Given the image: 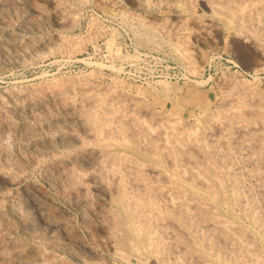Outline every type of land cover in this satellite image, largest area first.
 Segmentation results:
<instances>
[{
  "label": "rangeland",
  "instance_id": "1",
  "mask_svg": "<svg viewBox=\"0 0 264 264\" xmlns=\"http://www.w3.org/2000/svg\"><path fill=\"white\" fill-rule=\"evenodd\" d=\"M59 1L61 2L59 3ZM185 1L187 3H185ZM0 2H2L0 3V18H1L0 19V27H1L0 28V95H1L0 100H3L6 104L9 103L10 105L11 102H8V101L9 100L13 101L14 94H17L18 96L19 95L22 96L24 91L27 93H30L31 87H32V91H34L33 90L34 87L37 90H40L43 88L41 92L43 91V93L48 94L49 91L53 89L51 88V86L54 85L53 83L57 81L60 83V81H62L61 87H63L65 91L67 89L68 91L67 93L71 94L72 96L74 95V97L76 98L78 97L77 95H80V94L90 95V94H98L100 92L106 93L108 97H111V96L113 97V94L123 95L128 103L133 98H136V99L138 98L139 100H141L140 101L141 104L142 102H144L145 104L143 103V105L145 106L149 105L147 107H149L151 110L153 109L152 114L149 113L150 115H152L153 118L150 117L152 120L148 118V116H146V114L148 115V112L145 110H139V112H142V111H145V112H142L141 114L138 112L140 114V115L138 114V116H142L143 114L142 117L144 118V116H146L147 118V119L144 118L143 121L147 123L148 125L154 124L153 126L156 128H158V125H156L155 123H159L162 121L164 125L166 124V130H169L170 129L169 127H173V126L174 127L177 126L178 128H180V130L179 129L177 130L183 133L189 132V131L194 132L193 130H195V132H199L201 130V132L204 131L206 133L209 139L211 135L210 134L211 130H212V133L216 131L215 136L219 140L217 143H215L214 149H216L215 153L218 155V157H220L219 159H221V163L222 164L224 163L223 164L224 166L221 165L222 168H220L219 166L216 168V170L219 169V172H220V174L217 173L219 175L218 178L219 177L223 178V179L219 178V182L221 181L219 184L221 185L220 188L223 189V190L221 189L222 190L221 193L224 194V198H226V200L224 198L223 199L221 198L222 200L216 199L214 201V205L218 203L216 204V206L218 209H220L219 210L220 213L224 212L223 214H221L223 218L228 219L229 221H232V223L234 222V224L236 223L235 225L240 224V226L238 227H241L242 229L245 228V230L243 229L245 231V234L247 235L249 233L247 237L252 239V242H254V245L257 248L258 252L259 253L264 252V250H262L264 249V247H261V246H264V229H262L264 228V217H262L264 216L262 215L264 213L260 214V216L262 217V219H260L261 226L254 225L251 220V216L254 212V207H256L258 204H264L261 202V200H259V197L257 195L258 191L256 190L258 189L257 186L259 185V183L258 182L256 183V179L254 178L256 176H253L255 171H251V170L253 168H254L253 170H256L257 168L256 171H259V170L264 171V164H261L260 161L255 160L256 158L254 156H251L252 153L242 142L244 141V138L241 135L243 134L242 133V130L244 128L243 124L247 122V120L252 121V119H254L253 117H254L255 109L258 108L257 105L259 104V107H260L262 105L261 102H264V98H262V96H264V56H262L264 55L262 54V51H264V42H262L264 41L262 40L264 38L262 37H264V35H262V33L264 32H262L261 28L260 29L257 28L258 30H261V31H258L257 29L255 31V34L258 35V40H259L258 42H260L258 45H256L260 48V49L258 48L259 49L258 50L257 47L255 49V44L253 43L254 38L253 39L251 38L253 37L252 33L250 34L246 33L248 37L247 38L245 36V32L238 30L234 26L232 27L230 25H227L226 21L224 20L225 18L223 17V15L213 14V12L211 11V8L208 7L205 0H165V1L164 0H58V3L60 4V6L58 4H57L58 6L55 5L51 0H0ZM15 2H17V5ZM5 12L8 14H6ZM196 21L198 22L196 23ZM34 22H36L38 26L36 24L33 25ZM213 24H215L214 26H217V27H214ZM209 26H212V27L209 28ZM9 30L11 31V33ZM240 32H243V33H240ZM256 32H259V33L257 34ZM36 38H39V39L37 40ZM249 38H251L252 40ZM30 39L33 41V43L32 41H30ZM187 41L188 43H186ZM177 43L178 44L182 43V44L181 45L179 44L178 46H176ZM252 43L254 44V46ZM250 44H252L253 48L251 47ZM181 46L183 47L181 48ZM25 50H27L28 52ZM4 55H6V57ZM230 80L231 82H229ZM48 83H50L51 85L50 84L48 85ZM63 83L66 85L65 87ZM231 83L232 84L234 83L236 87L238 86V84L241 83L239 85L240 87L238 86L237 88V90L238 89L240 90L237 91L236 87L234 86L235 87L234 88ZM45 84H46V87H45ZM83 85H85L86 87L85 86L83 87ZM24 88L26 89L23 90ZM230 88H231V91H230ZM250 88L254 89V93L252 91L253 89L251 90ZM74 89L75 90L77 89L78 91L77 90L75 91ZM225 89L227 92L225 91ZM246 89H247V92H246ZM3 92H6V93H3ZM74 92L78 94L75 95ZM27 93H24V95ZM250 93L254 95H251ZM225 94L227 96H225ZM243 94L245 96H243ZM231 95L234 96L236 100L237 99L239 100V98L241 100L244 97H248L251 101L248 98H246L244 103L242 102V104H244L245 106L246 104H248L247 106L248 109L252 108L251 106H255V105H252V102H254L253 104H256L257 107H253L255 109L253 108L250 109L252 110L251 112L253 114L250 111H248V109L243 105V107H245V109L247 110H244L243 107H242L243 109L241 108V110H243V115L245 116V117L243 116L244 118L242 120L239 119L236 121V119H233L235 122L233 120L231 121L232 116L230 113H228V117L230 118L229 120L226 118V114H223L225 115L224 116L225 118H224L223 115H221L223 113L222 111L227 110V108H229L230 110L231 109L230 107L234 104L233 102H228V101L235 100ZM257 95H259L258 97L261 96L262 101H260L261 100L260 98H257ZM3 96L6 97L7 100H5L6 98H4ZM8 96H10V98ZM117 96H115V98ZM247 99L250 102L246 101ZM222 100L224 102L226 100L227 101L223 103ZM236 100H235V103H236ZM51 101L54 103H52ZM51 101H49L51 103H48L46 109H44L43 111L49 108L48 111L54 110L53 113L58 112L57 111L58 107H60L58 104V101L57 103H55L54 100H51ZM226 103L228 106L227 108L224 106L226 105ZM25 104H27L26 101L25 103L24 102L21 103L20 107L22 108V110H19L17 112L10 111L9 113H7L8 115H6L8 116L7 120L9 119L8 121L10 123L12 122L11 124L14 123V127L17 126L16 129L19 128V125L21 124V122H24L27 119L25 122L29 123L30 119H32L31 114L30 112H28L29 110L26 109L27 107ZM235 105L236 104H234L233 106ZM220 107L223 109L224 108L226 109L223 110ZM0 109H2L1 104H0ZM260 109L264 111V106L260 107ZM43 111L37 110L36 113H38L37 115L39 114L41 115ZM246 111L248 112L247 114H246ZM153 112H154V115H153ZM217 112L218 113L221 112L219 113V115L220 117L224 118V119L221 118L224 121L220 119L219 121L221 122L218 124L220 128L218 127V129H215L216 127L215 125L214 129H212L213 127L211 126L214 125V121L215 120L217 121V119H219V115L217 114ZM210 115L212 119L210 118ZM247 115H251V117ZM155 116H157V118L160 119L159 122H156L157 118ZM159 116H162V118L163 117L164 118L167 117V118L162 119ZM249 117L250 119L251 118L252 119L249 120ZM154 118L156 119L155 122H154ZM207 119H209V121ZM146 120H149V121L146 122ZM31 121L34 123V120H31ZM211 121L213 125L209 123ZM207 122L209 123V125ZM224 122L225 123L230 122L228 123V125L226 124L227 127H229L228 128L229 130L225 126ZM229 124H231L232 126L234 125L233 128L235 129L238 128V129L234 130L232 126ZM193 126L195 128H193L192 130ZM200 126L202 127L201 129H200ZM203 126H205L206 128H204ZM224 126L226 127L228 131L232 132V137L230 134L231 132L224 130L225 129ZM42 129L38 130V135L40 134L41 137L43 136V134L46 133V129L45 128H42ZM181 129L182 130L185 129V131H182ZM213 130L215 131L213 132ZM218 130L219 131L221 130V131L219 132ZM260 131L264 132V128H262ZM0 132H1L0 134L2 135V136L0 135V142H1L0 149H3L2 147L5 146L4 149L0 151L1 152L0 153V168L4 166L5 162H10V163H12L13 161L17 162L18 159L20 158V154L25 153V155H28V156L29 154H31L28 151V149L21 146L24 143V141L26 142V140H28L29 138L26 134H23L24 136L21 135L22 137L18 138L8 132H2V131ZM218 132L222 136L218 137L219 136ZM235 135H236V139H234ZM239 138L242 140H240ZM222 139L223 140L226 139L225 142H227L228 140L227 144H229V148L230 149L232 148L231 150H234V151L229 152L230 149L228 148V145L224 146L225 143L221 142ZM238 141H241L242 143ZM218 143H220V146L221 145L223 146V147L219 146L220 150L217 149L219 145ZM6 145L8 146V148ZM234 146H235V149H233ZM5 150L9 157L6 155ZM217 150H219V152H217ZM222 152L224 156H222L221 154ZM230 153L232 154V160L231 159H230L231 161L228 160L230 157H228L227 160L224 159L226 158V155H229ZM221 156L224 157L223 160ZM1 158L3 159L1 160ZM4 158H6L7 160L5 159L4 161ZM33 166H31V169L28 168V173L26 170L25 171L26 174L22 173L20 177H17L18 173H16V171L13 170V172L11 173V177L13 178V180L16 179L17 177L16 181H18V183L15 180L12 181L13 183L11 181L10 182L6 181L4 180L5 177H3L5 175H2L3 173L0 174V176L4 178V179L2 178L0 179L1 180L0 181V200L4 203V204L0 203V205L8 206V204L10 205L14 203L13 201L19 202L20 200V202L23 204H20V203L18 204L21 206H24V207L19 206L20 208H22L20 210L21 212L25 211V213L23 212L22 214L26 218H30V219L32 218L35 221V219H37L36 217H37L38 211L35 208V206L32 204V202L22 192L23 188L30 187L31 190L35 189L34 190L35 192L32 190L34 195L36 196L43 195L42 197L44 201L45 200L49 201V202L46 201V204H48L50 208L54 207L52 209H55V210L58 209L57 210L59 213L58 216L61 218V220L63 219L62 221H65L66 225L68 226L70 230L69 231L70 234L73 235L72 237L74 238L72 239V241H70L62 233H59L58 231L55 232V236L54 234H52L53 236L50 235L51 232H49L47 226L45 224H42V222L39 220L36 221L34 225L35 226L34 229L25 228V227H22L21 225L18 226L16 220H14L15 218L8 214L9 216L7 215L6 219H4L3 222L2 221L0 222V227L3 228V229L0 228V231H1L0 234L2 233L0 235V240H3L4 237L6 239L11 234V236L9 237L10 242L16 244V241H17L18 242L17 244H20V245L23 243L22 246L24 247V249H27L24 251V253L27 256H29L30 259L34 260V261L30 260L23 253L24 259L26 256V259L23 260V262L24 261L26 262V263L24 262L25 264H28L27 263L28 260H29V264H32V263L33 264H39V263L40 264H45V263L46 264L48 263L49 264H55V263L56 264H64V263L65 264L67 263L68 264L69 263L70 264H98V263L99 264H115V263L116 264H184L181 262L177 263V262L171 261V259L163 260V258L161 259L157 257L156 255L152 254L151 252H149L148 250H144V249H141L139 254L133 253L127 247L115 244L118 250H122L123 253L128 254L125 256L126 257L125 260H124L125 257L122 258L119 254L117 256L114 251L115 247H113L111 243H108L109 241L106 240V236L104 232L102 231V229L99 226H97L96 223H94L96 221L94 219L93 220L91 219L94 224L90 225L91 223H89V221L87 222V219H84L85 218L84 216H86V214L89 213L87 210H85L86 208L81 206L77 202H74V200L70 199V197L67 199L68 196L64 195V193L60 190L61 188L58 184L56 186V183L51 184L50 181L47 182L48 178L45 177L44 163L41 162V164L38 163L37 165L35 164V167ZM227 166H230V167H228L229 170L227 169L226 171L224 167H227ZM162 169L164 171L163 173L169 174V175L171 173L170 176L174 177V174L168 165H165ZM221 169L222 170L225 169L224 173ZM38 172L40 173L41 176L39 175ZM41 173H43L44 175ZM233 173H235L237 176H235V174ZM229 177L234 179L233 182H231V183H234L233 187L235 185L236 177H237V180L238 178L240 179V182L239 180L237 181L239 184H237L238 186L236 185V187L237 188L241 187L240 190L242 191L243 194L241 196V192H239L240 191L239 190L238 192H239L240 197H243V195H246L244 196L245 199L241 198L242 201L241 200L239 201L240 202L239 204L240 206L238 205L239 207L237 205L234 206L235 199L234 197L232 198L233 188L228 187L230 183L229 181H232L230 180L231 178ZM224 179L226 181H224ZM241 179H243V182H241L242 181ZM183 184L187 190L189 189L188 191L190 192L200 193V194L202 193L201 195L205 194V191L203 189L201 190V188L203 187L201 185L199 186V183H195L194 185V184H188V183L183 182ZM14 185L16 188L14 187ZM35 187H38V188L40 187V189L35 188ZM16 190L18 192H22V195H20L21 193L20 194L18 193L17 195ZM253 191L255 193H253ZM37 192L38 193L40 192L39 193L40 195L37 194ZM44 192L46 195L43 194ZM96 196L93 195L91 197L90 208L95 209V211L96 210L100 211L102 208V202L100 203L99 201H101L102 198H100V196L99 197L97 196V199H96ZM249 196L250 197L252 196V197L250 198ZM17 197L19 198V200ZM45 197H48L50 200L48 198L45 199ZM3 198L5 200H3ZM99 198L101 200H99ZM253 198H256V199H253ZM21 199H26V200H21ZM231 200L233 201L231 202ZM245 200L247 201L250 200V201L245 203ZM251 200H254V201L251 202ZM255 200H258L257 205H256ZM5 201H7V203H5ZM219 201L220 202L222 201L220 205H219ZM98 204H101V205H98ZM241 204H244V206L246 205L244 211H246L247 213L242 212L243 211L242 208H244V206H241ZM251 204L254 207H252ZM223 205H226V206H223ZM231 207H234V209L232 208L233 211ZM235 207L236 208L238 207L237 208L238 213ZM252 208H253V211H252ZM85 212L87 213L84 214ZM80 214H82V216ZM7 221L8 223L10 221H11L10 223H13V222L15 223L8 224ZM6 224L8 226L12 225L11 227L10 226L9 227L13 229L8 230L9 227L8 226L6 227ZM88 225H90L91 227H89ZM87 228L89 229V231ZM23 230L25 233H23ZM34 231L35 232L38 231V232L34 233ZM4 232L6 235L4 234ZM13 235H14V238L12 237ZM250 235L251 236L253 235V237L251 238ZM52 238H56L59 241V243L55 244L54 241H52L54 240ZM73 242L75 244H73ZM195 242H193V247H192L194 250V253H193L194 257H189L188 262L186 263L195 264L193 263L196 261L195 256H203L205 259H207L206 261L209 262L210 264L212 263L220 264L217 262L215 255H213L214 253L211 251L209 252V250L201 243L199 239L196 243ZM34 245H37L36 247L40 246L39 249L41 248L46 249L45 251L44 250L42 251L41 249V252L43 253V258H42L43 260L40 259L39 261L38 259L39 257H36L32 253L33 252L32 250L35 247ZM194 245H198V246H194ZM29 248L32 249L31 253H28V251L30 250ZM178 249L179 248H176L174 252H176ZM198 250L199 252L200 251L201 252L199 253ZM46 252L49 254V256L47 255ZM86 254H87V257H86ZM262 255H264V253L260 254L261 261L264 262V260H262L264 256ZM76 256H79V257H76ZM81 257L82 259H80ZM192 258L194 259V261ZM160 259H161V262L159 261ZM23 262L21 264H23ZM204 263L205 262L201 264H204ZM196 264H200V263L196 262Z\"/></svg>",
  "mask_w": 264,
  "mask_h": 264
},
{
  "label": "bare ground",
  "instance_id": "2",
  "mask_svg": "<svg viewBox=\"0 0 264 264\" xmlns=\"http://www.w3.org/2000/svg\"><path fill=\"white\" fill-rule=\"evenodd\" d=\"M51 1L55 5L58 4L60 6L59 3L61 1H59V3H58V0H51ZM205 1H206V4L208 5V7L211 8V11L213 12V14L223 15V17L225 18L224 20L226 21L227 25H230L232 27L234 26L238 30L245 32L246 37H247L246 33H249V34L252 33L253 37H251V36L250 37L252 39L254 38L253 39L254 42L253 41L252 42L255 44V49H256V47H257V49L259 48L258 46H256L260 42H258L259 41L258 35L255 34V31L257 28H259V29L261 28L262 32H264V0H205ZM0 3H2V2H0ZM15 3L17 5V2H15ZM185 3H187V2L185 1ZM52 8H54V7H52ZM191 8H192V6H191ZM188 10H189V8H188ZM1 11H3V10H1ZM15 11H16V9H15ZM37 12H39V11H37ZM6 14H8V13H6ZM14 16H16V15H14ZM26 16H27V14H26ZM35 17H37V16H35ZM66 21H68V20H66ZM197 22L198 21H196V23ZM6 23H8V22H6ZM34 24H36L38 26V24L36 22H34L33 25ZM184 24H185V22H184ZM214 25L215 24H213V26ZM210 27H212V26H209V28ZM214 27H217V26H214ZM261 30H258V31H261ZM28 32H26V33H28ZM243 32H240V33H243ZM10 33H11V31H10ZM30 33H32V32H30ZM256 33L258 34L259 32H256ZM261 33H260V35H261ZM262 35H264V33H262ZM147 36H148V34H147ZM212 36H213V34H212ZM259 37H261V36H259ZM251 38H249V39H251ZM262 38H264V37H262ZM27 39H28V37H27ZM36 39L38 40L39 38H36ZM262 40H264V39H262ZM30 41H32V40L30 39ZM182 41H183V39H182ZM262 42H264V41H262ZM32 43H33V41H32ZM186 43H188V41ZM179 44L177 43L176 46H178ZM252 44H250V45L253 48L254 44H253V46H252ZM182 47L183 46H181V48ZM31 50H33V49H31ZM261 50H262V48H261ZM20 51H21V49H20ZM25 51H27V50H25ZM262 54H264V51H262ZM4 56L6 57V55H4ZM262 56H264V55H262ZM79 79H81V78H79ZM255 81H256V79H255ZM61 82L62 81H60V83H59L57 81V82L53 83L54 85L51 86V88H53V89L51 91H49L48 94L43 93V91L41 92V90H43V88L42 89L39 88L40 90H37L34 87V89H33L34 91H32V87H31V89H30L31 92L27 93L24 91V93H27V94L24 95V93H23L22 96H20V95L18 96L17 94L13 95V93H12L13 101L12 100L8 101V102L12 103V104L10 103V105H9V103L6 104L3 100H0L1 101L0 104L2 107V109H0L1 110L0 111V131L8 132V133H10V134H12L18 138L22 137L21 135L26 134L29 138H28V140H26V142L24 141V143L21 146L28 149V151L31 153V154H29V156L25 155V153L20 154V158L18 159L17 162L16 161L15 162L13 161L14 163L13 162L12 163L5 162L4 166L3 167L1 166L2 168H0V174L3 173L2 175H5V176H3V177H5V179L1 176H0V179L2 178L8 182H10V181L12 182L14 180L16 181L17 177H20V175L22 173H25L26 170L28 173V168L31 169V166L34 165L33 167H35V164L36 165L38 163L41 164V162L44 163L45 177L48 178L47 182L50 181L51 184L56 183V186L58 184L61 188L60 190L64 193V195L68 196L67 199L70 197V199L74 200V202H77L78 204H80L81 206L86 208L85 210H87L89 213L88 214H86L87 212L84 213V214H86V216H84L85 217L84 219H87V222L89 221V223H91L90 225H93L94 223H96L97 226H99L102 229V231L104 232V234L106 236V240L109 241L108 243H111L113 245V247H115L114 248L115 254L117 256L119 254L122 258L128 254L123 253L122 250H118L116 248L115 244L120 245V246H125L133 253L139 254L141 249H144V250H148L149 252H151L152 254L156 255L157 257H159L161 259L163 258V260L164 259L165 260L171 259V261H174L177 263L181 262L184 264H188V263H186V262H188V258L194 257L193 256L194 250L192 248L193 242H195L196 240L198 241V239H199L201 241V243L209 250V252L211 251L214 253L213 255H215L217 262L220 264H248V262H249V264H262V263H264L261 261V256H260V254H262L264 252H262V251H261L262 253L258 252L257 248L254 245V242H252V239L247 237L249 233L247 232L248 234L247 235L245 234V231H244L245 228H243L244 229L243 230L241 227H238V226H240V224L235 225L236 223L234 224V222L232 223V221H229L228 219L223 218V216L221 214H223L224 212L223 213L219 212L220 209H218L216 206V204H218V203H216L214 205V201L216 199L219 200L221 198L222 199L224 198V194L221 193L223 189L220 188L221 185L219 184L221 182V181L219 182V178H222V177L218 178L219 175L217 173L220 174V172H219V169L216 170V168L219 166H220V168H222L221 165H223L224 163L223 164L221 163V159H219L220 157H218V155L215 153L216 149H214V147H215L214 145L219 140L215 136V132H216L215 130H213V132L215 131L214 133H212L211 129H210L211 132L208 131L211 134L210 139L207 137V135L203 131V129H202L203 132H201V130H200L202 128L201 126L199 129L200 131L197 130L200 133L195 132V130H193V128H195L194 126L192 127V130L194 132H192V131L185 132V133L180 132L179 131L180 128H178L177 126L169 127L170 129L166 130V124L164 125V123L162 121L159 122L160 119L157 118V116H155L157 118V120L154 118V122H155V120H156V122H159V123H155L156 125H158V128L154 127L153 126L154 124H151L154 128H156V129H154L151 125H148L147 123H145L143 121L144 118H146V116H148V118H150V117L153 118L152 115H150V114H152L153 109L151 110L149 107H147L149 105H147V106L143 105L144 102H142V104H141L140 103L141 100H139L138 98L137 99L133 98L128 103L123 95L117 94L118 92L116 94L119 97L117 95L113 94L114 98L110 94L109 95L111 97H108V95L104 92H100L98 94H90V95H88V94L87 95H84V94L81 95L80 94V95H77L78 97L76 98V97H74V95L72 96L71 94H68L67 93L68 91L66 88H65L66 89V91H65L64 88L61 87V85H62ZM229 82H231V80ZM50 83H51V81H50ZM50 83H48V85ZM221 83H223V82H221ZM46 84H45V87H46ZM240 84H238V86ZM65 86L66 85L64 84V87ZM84 86L85 85H83V87ZM232 86L236 87V85H234V83L232 84ZM238 86L236 87V90H237ZM248 86H249V84H248ZM80 87H78V88H80ZM115 88H113V89H115ZM25 89L26 88H24L23 90H25ZM105 89H107V88H105ZM23 90H21V91H23ZM44 90H45V88H44ZM238 90H240V89H238ZM241 90H242V88H241ZM225 91H226V89H225ZM230 91H231V88H230ZM252 91L254 93V89ZM246 92H247V89H246ZM3 93H6V92H3ZM74 93H72V94H74ZM259 93H261V92H259ZM76 94H78V93H75V95ZM114 95L117 97L115 98ZM251 95H254V94H251ZM129 96H128V98H129ZM225 96H227V95L225 94ZM243 96H245V95L243 94ZM258 96L259 95H257V98L261 99V96L260 97H258ZM8 97L10 98V96H8ZM232 97L234 98V96H232ZM4 98H6V97H4ZM246 98H248V97H244L241 100H240V98H239V100L238 99L236 100V98H234L236 100V103H235V100L228 101V102H233L236 105L233 106L234 105L233 104L231 106V104H230L231 109L229 110V108H227L228 106L226 103V105H224V106L227 108V110L222 111L221 109H223V108H221V107H220L221 109L219 108L223 112L221 115L226 114V118L229 120L230 118L228 117V113H230L232 116V117L230 116L231 121L233 119H236V121L239 119L242 120L245 117L243 115V110H241V108L244 105V104H242V102L244 103ZM262 98H264V96H262ZM248 99L246 101L250 100V99L249 100ZM252 99H253V97H252ZM260 99H258V100H260ZM5 100H7V98ZM51 100H54V101L56 100L55 103H57V101H58V104L60 106V107L57 106L58 110L55 108L58 111V112L55 111L56 113H53L54 110L53 111L49 110L50 111L49 112L48 111L49 108H47V110L43 111L44 109H46L47 104L52 102ZM25 101L27 103V104H25L27 107L26 109L29 110L28 112H30L32 119H30L29 123L25 122L27 119L24 122H21V124L19 125V128L16 129L17 126L14 127V123L11 124L12 122L10 123L8 121L9 119L7 120L8 116H6V115H8L7 113H9L10 111L17 112L19 110H22L20 105L22 102L25 103ZM49 101H51V102H49ZM260 101H262V99ZM260 101H259V103H260ZM225 102L223 101V103H225ZM52 103H54V102H52ZM253 103L254 102H252V105H255V106H251V107L253 108V107L258 106V108L257 109L253 108V109H255L254 117H253L254 119L251 118L252 121L247 120V122H245L243 124V126H244V128L242 130L243 134H241V135L243 136L244 141H242V142L249 149V151L252 153V155H251V153H250V155L254 156L256 158L255 160L260 161L261 164H264V132L260 131L262 128H264V111L261 110L262 108L260 109V107L264 106V102H261L262 105L260 107H259V104L256 106V104H253ZM250 105H249V107H250ZM247 106H248V104H246L245 107L247 108ZM245 107H243L244 110H247L248 108L245 109ZM226 108H224V109H226ZM252 108H250V109H252ZM250 109H248V111L251 112L252 110H250ZM37 110H42L43 111L42 114L37 115L38 114V113H36ZM139 110L147 111L148 115L146 114V116H144V118L142 117L143 114H142V116H138L139 113L141 114L142 112H145V111L139 112ZM216 111H218V110H216ZM219 113H221V112H219ZM219 113L217 112L218 115H219ZM247 113L248 112L246 111V114ZM158 114H159V112H158ZM214 114H216V113H214ZM153 115H154V112H153ZM251 115H247V116L251 117ZM224 116L225 115H223V117ZM159 117L162 118V116H159ZM250 117H249V120H251ZM166 118H164V119H166ZM210 118L212 119L211 115H210ZM221 118L222 117H220V115H219V119H217V121H219ZM224 118H222V119H224ZM31 120H34V123ZM207 120L209 121V119H207ZM241 120H240V122H241ZM148 121L149 120H146V122H148ZM217 121L216 120L214 121V125L212 124V121L209 122L213 125V126H211V127H213L212 129H214L215 125H216L215 129H218V127H219L218 124L221 121H219V122H217ZM222 121H224V120H222ZM226 122H227V120H226ZM230 122H228V123H230ZM31 123H33V124H31ZM209 123H208V125H209ZM228 123H225L226 127H227ZM229 125H231V124H229ZM235 125H236V123H235ZM240 126H242V125H240ZM203 127L206 128L205 126H203ZM226 127L224 130L228 131L229 127H227L228 130L226 129ZM233 127H234V125L232 126V128ZM42 128L46 129V133L43 134V136L41 137L40 134H39L40 136L38 135V130L42 129ZM177 129H179V130H177ZM233 129L237 130L238 128L237 129L233 128ZM240 129H242V128H240ZM187 130H189V129H187ZM182 131H185V129ZM219 132H218V134H219ZM228 132H231V131H228ZM240 132H241V130H240ZM212 134H214V135H212ZM230 134L232 137V132ZM220 136H222V135L219 134L218 137H220ZM227 137H229V136H227ZM18 138H16V139H18ZM224 138H225V136H224ZM234 139H236V135H235ZM228 140H227V142H228ZM240 140H242V139H240ZM225 141H226V139L221 140V142L225 143L224 146L228 145V148H229V144H227V142H225ZM19 142H20V140H19ZM238 142H241V141H238ZM220 143H218L219 145L217 148L219 150H220V148H219ZM4 147L5 146H3L2 148L4 149ZM220 147H223V146L221 145ZM231 147H232V145H231ZM7 148H8V146H7ZM237 148H238V146H237ZM3 149H0V151ZM231 149L229 150V152L234 151ZM233 149H235V146ZM219 150H217V152H219ZM5 153L7 155L6 150H5ZM221 154H222V156H224L223 152ZM230 154L226 155V158L221 156L222 160H223V158L227 160L228 157H230L228 160H230V159L232 160V154H231V156H230ZM219 155H220V153H219ZM3 157H5V156H3ZM2 159L3 158H1V160ZM5 159L6 158H4V161H5ZM11 161H12V159H11ZM251 163H252V161H251ZM165 165H168L170 167L171 171L174 174V177L170 176L171 175L170 172H169L170 175L163 173L164 171L162 168ZM228 167H230V166L224 167L226 169V171H227ZM253 169L251 171H255V172H254V174L253 173L252 174H253V176H256V177H254L256 179V183L257 182L259 183V185L257 184L258 189L256 188L257 190L256 189L255 190L258 191L257 195L259 197V200H261V202L264 203V171H262V170L256 171L257 168H256V170H253ZM13 170L16 171V173H18L16 179H14V180L11 177V173L13 172ZM224 170H222L223 173H224ZM41 174H43V173H41ZM227 174H225V175H227ZM233 174H235V173H233ZM39 175H40V173H39ZM235 176H237V175L235 174ZM229 178H231V177H229ZM257 178L259 179V181ZM28 179H30V178H28ZM230 180H232V181H229L230 182L229 185L230 184H232V185H230V186L228 185V187L233 188L232 189L233 190L232 198L234 197V199H235V201H234L235 205L234 204L233 205L238 206L240 204L239 201L241 200V198L245 199L244 196H246V195H243L244 198L240 197V195H239V192H241V196L243 194L242 191L240 190L241 187L240 188L236 187V185L239 184L237 181L239 180V182H240L239 178L237 180V177H236L234 187H233L234 183H231V182H233L234 179L231 178ZM241 180H242L241 182H243V179H241ZM182 181L185 183L194 184V185H195V183H199V186L201 185L203 187V188H201V190L203 189L205 191V194L201 195L202 193L200 194V193H194V192L188 191L189 189L187 190L185 188ZM224 181H226V180L224 179ZM16 182L18 183V181H16ZM16 182H15V184H16ZM14 187H15V185H14ZM222 187H223V185H222ZM21 188H23V187H21ZM32 188H34V187H32ZM35 188H38V187H35ZM38 189H40V187ZM32 190L34 191L35 189H32ZM32 190L30 189V187L29 188H23L22 192L32 202V204L37 209V211H38V214L36 217L37 219H35V221H34L32 218L31 219L26 218L22 214L23 212L25 213V211L21 212L20 209H22V208H20V207H24V206H21L18 204V203H20V204H23V203H21L19 198L17 197L19 202L13 201L14 203H12L10 205L8 204V206H1L0 205V222L1 221L3 222V220L6 219L7 215L9 214L15 218L14 220H16L18 226L21 225L22 227H25V228H33L34 229V227H35L34 225H35L36 221L39 220L42 222V224H45L47 226L49 232H51L50 235L54 234V236H55V232L58 231L59 233H62L68 240L72 241V239L74 237H72L73 235L70 234V232H69L70 230H69L68 226L66 225L65 221H62L63 219L61 220V218L58 216V214H59L57 211L58 209H56V210L52 209L54 207L50 208V206L48 204H46V201H48V200L44 201V199L42 197L43 195L41 196L39 194L40 192L39 193L37 192V194H39L40 196L34 195ZM55 190H56V188H55ZM16 192H17V195H18V193L19 194L21 193L20 195H22V192H18L17 190H16ZM253 193H255V192L253 191ZM43 194H45V192ZM93 195L94 196L97 195L98 197L100 196V198H102V200L99 198V200H101L99 202L100 203L102 202V208L100 211H98V210L95 211V209L90 208V202H91L90 200H91V197ZM250 195H252V194H250ZM97 196H96V199H97ZM227 196H228V194H227ZM10 198H12V197H10ZM46 198H48V197H45V199ZM256 198H253V199H256ZM224 199L226 200V198H224ZM3 200H5V199L3 198ZM21 200H26V199H21ZM232 201L233 200H231V202ZM248 201H250V200H248ZM248 201L245 200V203H247ZM252 201H254V200H251V202ZM255 201H256V205H257L258 200H255ZM221 202L219 201V205ZM0 203L2 204L3 202L1 201ZM5 203H7V201H5ZM222 204H221V206H222ZM224 204H226V203H224ZM98 205H101V204H98ZM253 205H254V203H253ZM253 205H252V207H254ZM223 206H226V205H223ZM230 206H231V204H230ZM241 206H244V204H241ZM245 206H244V208H242V207H240V208L243 209L242 212L247 213L246 211H244ZM257 206L254 207V212L251 216V220H252V223L254 225L259 226L260 221H261L260 219H262V217H264V216H262V217L260 216V214L264 213V204H258ZM232 208L234 209V207H231V209ZM233 209H232V211H233ZM61 210H63V209H61ZM239 210H241V209H239ZM224 211H225V209H224ZM236 211L238 213V209ZM252 211H253V208H252ZM31 214H33V213H31ZM29 215H30V213H29ZM80 215L82 216V214H80ZM262 215H264V214H262ZM226 217H228V216H226ZM91 219L92 220L94 219L96 222L93 223ZM7 220H8V218H7ZM4 223H5V221H4ZM4 223H3V225H4ZM7 223H8V221H7ZM13 223H15V222H13ZM13 223H10V224H13ZM38 224H40V223H38ZM67 224H69V223H67ZM90 225H88V226L91 227ZM7 226L8 225L6 224V227ZM10 227L8 228V230L13 229ZM4 228H5V226H4ZM1 229H3V228H1ZM35 229H37V228H35ZM262 229H264V228H262ZM262 229H260V230H262ZM28 231H27V233H28ZM35 231H34V233L38 232V231L37 232H35ZM88 231H89V229H88ZM23 233H25L24 230H23ZM4 234H5V232H4ZM91 234H92V232H91ZM100 234H101V232H100ZM29 235H30V233H29ZM10 236H11V234H10ZM9 237H7L6 239L4 237L3 240H0V264H21L23 262V260L26 259L27 255L24 253V251L27 249H24V247L22 246L23 243L20 245V244H17L18 243L17 241H16V244L10 242ZM12 237L14 238V235ZM252 237H253V235L251 236V238ZM52 239H54V240H52ZM52 239H50V240L54 241L55 244L59 243V241L56 238H52ZM20 241H22V240H20ZM103 241H105V240H103ZM23 242H24V240H23ZM75 242H77V241H75ZM73 244H75V243L73 242ZM34 246L35 247L33 250L29 248L30 250L28 251V253H31V250H32L33 251L32 253L36 257H39L38 259L40 261V259L43 258V253L41 252L42 248L39 249L40 246L39 247H36L37 245H34ZM52 246H54V245H52ZM62 246H63V244H62ZM66 246H68V245H66ZM194 246H198V245H194ZM28 247H29V245H28ZM70 247H71V245H70ZM73 247H75V246H73ZM261 247H264V246H261ZM56 248H57V246H56ZM66 248H68V247H66ZM176 248H179L177 250L178 253H177V251L174 252V250H176ZM43 250L45 251L46 249H42V251ZM110 250H111V248H110ZM262 250H264V249H262ZM198 252H199V250H198ZM23 253H24V255H26L25 259H24ZM201 254H203V253H201ZM34 255H32V256H34ZM47 255L49 256L48 253H47ZM262 256H264V255H262ZM27 257L30 259L29 256H27ZM76 257H79V256H76ZM86 257H87V254H86ZM195 257H196V259H195L196 261L193 262L195 264H196V262H198L200 264L203 262H205V263L207 262L206 261L207 259H205L203 256H195ZM46 259H45V261H46ZM80 259H82V257ZM125 259H126V257L124 258V260ZM161 259L159 260L160 262H161ZM30 260H32V259H30ZM262 260H264V258H262ZM32 261H34V260H32ZM84 261H86V260H84ZM84 261H82V262H84ZM193 261H194V259H193ZM24 262H23V264L26 263V262L25 263ZM86 262H88V261H86ZM27 263L29 264V260ZM189 263H190V261H189ZM207 263L210 264L209 262H207Z\"/></svg>",
  "mask_w": 264,
  "mask_h": 264
}]
</instances>
